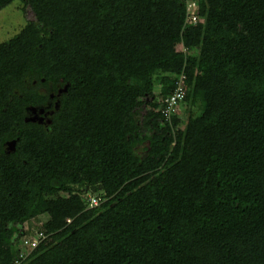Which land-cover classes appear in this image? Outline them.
<instances>
[{
	"label": "trees",
	"instance_id": "16d2710c",
	"mask_svg": "<svg viewBox=\"0 0 264 264\" xmlns=\"http://www.w3.org/2000/svg\"><path fill=\"white\" fill-rule=\"evenodd\" d=\"M196 1L0 0V264H264V0Z\"/></svg>",
	"mask_w": 264,
	"mask_h": 264
},
{
	"label": "built area",
	"instance_id": "2783aa9c",
	"mask_svg": "<svg viewBox=\"0 0 264 264\" xmlns=\"http://www.w3.org/2000/svg\"><path fill=\"white\" fill-rule=\"evenodd\" d=\"M186 9H187V20L185 29L186 31L197 27L199 23H203L204 20L199 15V3L196 0H186ZM181 49L182 52H185V48L182 42ZM186 83V75L183 74L178 82L177 88L174 94L166 99L164 102V106L161 111L167 120H172L174 117H180V113L182 111V106L184 105V101L186 100L187 91L185 89ZM98 200L92 199L91 207L98 206ZM45 234L43 232L38 234V239L27 240L26 244L31 245L30 247L35 249L38 247L41 241L45 239Z\"/></svg>",
	"mask_w": 264,
	"mask_h": 264
},
{
	"label": "rangeland",
	"instance_id": "374dc122",
	"mask_svg": "<svg viewBox=\"0 0 264 264\" xmlns=\"http://www.w3.org/2000/svg\"><path fill=\"white\" fill-rule=\"evenodd\" d=\"M24 6L20 2H15L5 10L0 13V43L10 40L16 34H18L22 28L27 24L29 20H34L35 15L31 9L23 10ZM172 49L175 51H182L181 43L179 40L172 39ZM36 117H41V113L35 115ZM187 116L184 114V110L181 112V119L183 125L187 123ZM46 219L43 217L44 221Z\"/></svg>",
	"mask_w": 264,
	"mask_h": 264
},
{
	"label": "water",
	"instance_id": "95a60500",
	"mask_svg": "<svg viewBox=\"0 0 264 264\" xmlns=\"http://www.w3.org/2000/svg\"><path fill=\"white\" fill-rule=\"evenodd\" d=\"M36 119H37V118H34V119H32V120L34 121V120H36Z\"/></svg>",
	"mask_w": 264,
	"mask_h": 264
}]
</instances>
